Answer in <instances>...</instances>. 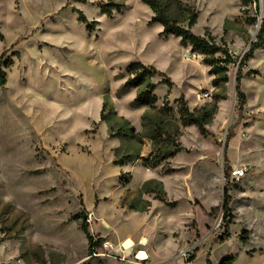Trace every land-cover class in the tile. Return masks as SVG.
<instances>
[{
  "label": "rangeland",
  "instance_id": "1",
  "mask_svg": "<svg viewBox=\"0 0 264 264\" xmlns=\"http://www.w3.org/2000/svg\"><path fill=\"white\" fill-rule=\"evenodd\" d=\"M106 5L120 10L107 17ZM162 6L182 27L194 14L191 31L224 44L235 62L258 43L264 0H162ZM151 17L141 0H0V57L11 64L0 67L6 80L0 85V260L185 264L193 256L189 264L226 257L264 264V40L243 65L246 101L238 112L237 65L211 75L201 54L163 36ZM136 62L172 83L150 80L152 108L132 105L142 87L123 90ZM180 97L189 111L208 114L205 137L181 124ZM164 133L180 151L146 167L154 146L165 145ZM224 157L230 170L244 164L250 170L229 180L233 224L219 244ZM160 193L176 206L158 201ZM83 220L96 242L92 256ZM138 251L148 259L136 260Z\"/></svg>",
  "mask_w": 264,
  "mask_h": 264
},
{
  "label": "trees",
  "instance_id": "2",
  "mask_svg": "<svg viewBox=\"0 0 264 264\" xmlns=\"http://www.w3.org/2000/svg\"><path fill=\"white\" fill-rule=\"evenodd\" d=\"M141 2L146 5L152 12V17L150 19L151 24H157L162 28L161 34L163 36H173L179 39V43L181 46H190L192 51L201 54L203 56V62L210 67V74L213 76L224 75L228 66L231 64L237 65V73L235 75V94L237 98V108L238 112L242 111V108L245 104L246 97L243 91L241 90L240 81L243 77L242 68L244 63L251 57L254 50L259 48L260 43L264 40V20L261 23V27L257 36L258 43L250 46L248 53L243 57L241 61L235 62L233 60V56L228 52L225 48L224 44H218L214 38L209 35L199 36L194 34L191 29L195 24V16L192 14L189 18V22L187 27H182L178 25L175 21L169 18L162 6V0H141ZM119 11L120 9L116 5H106L102 8V14L110 17L112 15V11ZM79 21L81 23H87L86 18L79 13ZM97 25V22L93 21L87 27L88 30H93ZM10 62L8 60L2 61V57H0V67L4 66L8 67ZM127 73L129 77L123 84V90H132L138 89L142 87L141 90L137 92L135 95L132 105L134 107H149L152 108L157 103V97L154 94L156 89V84L151 83L150 80L155 76L161 77V82L167 88L172 87V83L169 78L166 77L163 73L154 69L150 66H144L143 64L136 62L129 65L127 69ZM6 83L4 72L0 69V85H4ZM213 85H217V80H213ZM178 115L180 122L183 126H194L198 130L199 134L203 137L207 135L206 125L208 122V114L206 113H198L194 114L189 111L186 103L183 98L180 97L178 99ZM232 130L228 132V139L232 137ZM163 142L164 146L155 145L153 151L150 155L143 159L144 165L149 168H155L160 166L161 164H165L168 159L174 157L176 153L180 151V146L173 142L172 134L164 133ZM167 142V143H166ZM163 143V144H164ZM224 192L222 198V228L223 232L218 235L215 239V243L222 244L230 238L229 227L233 224V215L230 209V201L231 197L229 195V190L231 183H229V175H230V166L227 163L226 158L224 157ZM165 166V165H164ZM163 166V167H164ZM158 201L165 204L168 208H174L176 206V202H168L165 199V194L160 193L157 198ZM81 230L86 236L88 241V255L92 256L94 247L96 246V242L93 241L92 237L88 231V224L85 220H83L81 224ZM247 232H242L240 234L241 241L243 243L247 242ZM194 260V257H189L185 264H189ZM233 257H226L220 260L217 264H233ZM205 264H211L207 259Z\"/></svg>",
  "mask_w": 264,
  "mask_h": 264
},
{
  "label": "built area",
  "instance_id": "3",
  "mask_svg": "<svg viewBox=\"0 0 264 264\" xmlns=\"http://www.w3.org/2000/svg\"><path fill=\"white\" fill-rule=\"evenodd\" d=\"M264 20V18H262ZM203 97H205V95H199L198 99H202ZM250 168L247 165H241L239 167H235L232 168L230 170V182L234 183V182H238L239 180H241L245 174H247L249 172ZM0 264H19V262L15 259H7V260H0Z\"/></svg>",
  "mask_w": 264,
  "mask_h": 264
},
{
  "label": "bare ground",
  "instance_id": "4",
  "mask_svg": "<svg viewBox=\"0 0 264 264\" xmlns=\"http://www.w3.org/2000/svg\"><path fill=\"white\" fill-rule=\"evenodd\" d=\"M148 259V255L145 251H138L136 254V260L144 261Z\"/></svg>",
  "mask_w": 264,
  "mask_h": 264
},
{
  "label": "water",
  "instance_id": "5",
  "mask_svg": "<svg viewBox=\"0 0 264 264\" xmlns=\"http://www.w3.org/2000/svg\"><path fill=\"white\" fill-rule=\"evenodd\" d=\"M261 19H262L261 17L258 19V24H261L262 23V20ZM234 82H235V77H234ZM222 151H223V147H222ZM223 192H224V190H223ZM223 192H222V195H223ZM221 209H222V207H221Z\"/></svg>",
  "mask_w": 264,
  "mask_h": 264
}]
</instances>
